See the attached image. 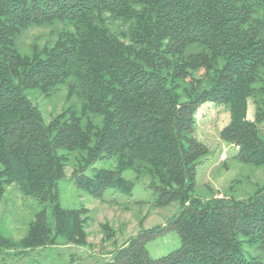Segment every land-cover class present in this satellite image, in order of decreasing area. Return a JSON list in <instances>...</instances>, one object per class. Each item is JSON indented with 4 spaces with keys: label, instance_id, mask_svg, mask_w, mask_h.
<instances>
[{
    "label": "trees",
    "instance_id": "16d2710c",
    "mask_svg": "<svg viewBox=\"0 0 264 264\" xmlns=\"http://www.w3.org/2000/svg\"><path fill=\"white\" fill-rule=\"evenodd\" d=\"M54 22L73 30L20 54L25 31ZM63 84L83 115L68 110L45 123L25 92L49 96ZM209 102L230 114L219 136L237 160L264 165V0H0V202L16 184L50 202L55 222L39 214L17 243L0 233V250L88 243L89 210L64 209L57 192L79 152L73 179L92 197L131 195L123 174L133 170L151 177L159 208L179 204L166 224L141 223L105 264H264V186L245 200L194 195L210 152L195 136L196 115ZM90 114L103 117L100 127H83ZM103 158H115V169L88 176ZM172 230L180 247L152 258L147 245Z\"/></svg>",
    "mask_w": 264,
    "mask_h": 264
},
{
    "label": "rangeland",
    "instance_id": "374dc122",
    "mask_svg": "<svg viewBox=\"0 0 264 264\" xmlns=\"http://www.w3.org/2000/svg\"><path fill=\"white\" fill-rule=\"evenodd\" d=\"M67 30L73 28L61 22L31 27L19 37L18 50L23 56H32L35 46L39 49L52 47L59 35ZM25 94L40 110L45 123L68 110L79 117L83 115V102L77 94L69 95L68 84L60 85L57 91L49 96L37 89L26 91ZM254 112L252 101L249 100L250 120L253 119ZM229 118L228 110L220 104L209 102L198 110L195 136L210 152L197 168L195 196L210 199L213 193L220 197L245 200L264 186V165L255 166L239 162L236 158L237 149L221 141L220 131L229 123ZM89 121L95 127H100L103 117L92 114L83 117V127H86ZM82 154H70L65 177L58 182L57 192L64 209L89 210L90 220L86 229L88 243L79 246L58 238L55 245L27 252L15 248L0 250V264H105L111 260L115 249L121 248L138 234L142 229L141 223L144 229L164 225L178 211V203L159 208L156 205L158 193L151 187V177L136 179L133 170L123 174L125 180L134 183L131 195L109 190L102 199H96L80 190L74 182L73 173ZM115 167V158H103L93 164L86 174L93 176L96 170ZM43 212L46 213L48 223L54 227L51 203H43L36 197L26 196L18 185L13 184L7 188L0 202V233L17 243L29 234L31 224ZM104 226H108L110 230L106 231ZM180 245L177 232L172 230L149 243L146 249L152 258H161L176 251Z\"/></svg>",
    "mask_w": 264,
    "mask_h": 264
}]
</instances>
